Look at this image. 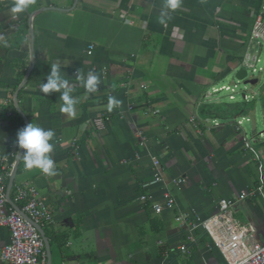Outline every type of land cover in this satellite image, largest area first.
<instances>
[{"label": "crops", "instance_id": "crops-1", "mask_svg": "<svg viewBox=\"0 0 264 264\" xmlns=\"http://www.w3.org/2000/svg\"><path fill=\"white\" fill-rule=\"evenodd\" d=\"M14 2L0 0V159H17V128L54 130L57 174L25 170L20 158L9 190L6 182L10 206L20 205L16 186L29 182L51 212L42 226L50 264H227L203 227L175 217L207 219L218 199L242 192L250 194L233 213L264 242V81L256 77L242 102L213 95L258 61L263 44L251 54L250 31L264 0H183L166 24L157 19L164 0H36L22 14L11 12ZM53 63L79 101L75 117L61 112L60 92L40 89ZM89 72L100 78L95 93L78 78ZM109 97L122 101L111 112ZM239 117L251 121L250 136ZM153 158L163 181L143 189ZM167 192L174 206L154 213L151 203ZM8 241L0 227V254Z\"/></svg>", "mask_w": 264, "mask_h": 264}, {"label": "built area", "instance_id": "built-area-1", "mask_svg": "<svg viewBox=\"0 0 264 264\" xmlns=\"http://www.w3.org/2000/svg\"><path fill=\"white\" fill-rule=\"evenodd\" d=\"M250 37L264 44V19L261 13L254 18ZM92 48L93 45L88 46V54L91 53ZM94 123L98 127L103 126L101 118L95 119ZM135 138L140 145H145L146 139L141 131H136ZM246 143V146L250 147V143ZM14 146L12 156L15 158L20 149L16 143ZM15 164L16 160L9 156L0 159V227L9 230V241L2 247L0 259L3 264H46L44 239L36 225L42 227L51 220L52 214L44 201L38 197L36 187L29 182L16 186L14 201L19 202L20 205L15 208L8 204L6 182L12 175ZM161 181L163 177L160 160L153 158V178L149 182L141 183L140 186L145 189L149 184ZM184 181L185 178L182 177L173 180L175 184ZM256 191L262 194L259 189H254L252 193ZM248 194L250 192H242L237 197L218 199L216 211L207 219L188 221L181 213H178L175 219L180 225L191 229L203 227L227 264H264V242L257 238L254 229L244 224L232 209L237 199H243ZM148 198L149 195L145 191L139 195L142 201ZM174 203V198L167 192L163 203H151V207L154 213H160L164 208H172ZM181 249L183 250L184 247L181 246Z\"/></svg>", "mask_w": 264, "mask_h": 264}, {"label": "clouds", "instance_id": "clouds-1", "mask_svg": "<svg viewBox=\"0 0 264 264\" xmlns=\"http://www.w3.org/2000/svg\"><path fill=\"white\" fill-rule=\"evenodd\" d=\"M183 0H164L163 7L158 16L160 24H166L167 20L171 19L170 12H175L182 6ZM36 0H15L11 7L13 14H22L31 6L35 5ZM83 87L88 93H95L100 84L98 75L89 72L85 78L82 73L78 74ZM43 93L49 94L52 92H60L63 105L61 112L67 113L71 117L76 115V104L79 102L77 98L71 95L73 88L69 80L61 74V68L58 63H53L50 74L47 76V82L40 85ZM122 101L115 97L108 98V111L114 108H119ZM55 132L52 129L29 123L17 132L16 145L24 151L19 153L23 160L25 170L38 169L41 173L47 176H55L57 174L52 153L54 152Z\"/></svg>", "mask_w": 264, "mask_h": 264}, {"label": "rangeland", "instance_id": "rangeland-1", "mask_svg": "<svg viewBox=\"0 0 264 264\" xmlns=\"http://www.w3.org/2000/svg\"><path fill=\"white\" fill-rule=\"evenodd\" d=\"M262 17L264 19V3H263V9H262ZM258 44L257 41L254 40L252 43V47L250 49V53L251 54H255V49L257 48ZM258 61H254V65H249L246 66L248 68V72H249V77H258L260 78V81L263 82L264 81V44L262 45V50L258 55ZM252 68H255L254 71H251ZM235 84L237 86H235ZM225 86H228V89H220L218 91H216L215 93H213L215 98H220L222 102L224 103H238V102H242L243 101V97H242V93L245 91H249L248 89L250 88V86L248 87H244L239 85V83L237 82H231L230 83H226ZM229 95H233V99H229ZM247 95H249L248 99L250 100V94L249 92H247ZM254 118V122H256L258 124V126H260L262 124V114L261 111L258 110L256 111ZM239 120H241V125L242 127L245 129V132L247 133V136H250L252 133V129H251V121L250 120H246V117H244L243 119L241 117L238 118Z\"/></svg>", "mask_w": 264, "mask_h": 264}, {"label": "water", "instance_id": "water-1", "mask_svg": "<svg viewBox=\"0 0 264 264\" xmlns=\"http://www.w3.org/2000/svg\"><path fill=\"white\" fill-rule=\"evenodd\" d=\"M254 70H255V68H252L251 71H254ZM248 71L249 70H248L247 67H239L237 70L233 71L232 72V82H237V83H239V85L244 86L245 88L248 87V86L254 85L257 82L258 79L256 77H254V78L248 77V75H249V72ZM235 86H237V85L235 84ZM21 152H23V149H20L19 150V153H21ZM19 153H18V157L16 159L15 168L13 170L12 175L9 178L8 190L10 189V187L12 185V181H13V179L15 177V173H16L17 166H18L19 159H20ZM15 208H17V207H15ZM23 216L25 218H27L25 214H23ZM36 227L40 231V233L42 234L43 239H44L45 250H46V254H47L46 264H50L51 260H50V254H49V244H48V240L45 237V234H44V231H43L42 227H40L38 225H36Z\"/></svg>", "mask_w": 264, "mask_h": 264}, {"label": "trees", "instance_id": "trees-1", "mask_svg": "<svg viewBox=\"0 0 264 264\" xmlns=\"http://www.w3.org/2000/svg\"><path fill=\"white\" fill-rule=\"evenodd\" d=\"M11 121H12V123H13V125H14V127H15V124L17 125H19V124H21L22 123V120L21 119H19V118H17V117H11ZM17 125V126H18ZM19 131V129L17 128L16 130H15V133H14V135H13V142L15 141V139H16V137H17V132ZM20 161H21V159H20ZM21 163L19 162V165H20ZM18 165V166H19Z\"/></svg>", "mask_w": 264, "mask_h": 264}]
</instances>
